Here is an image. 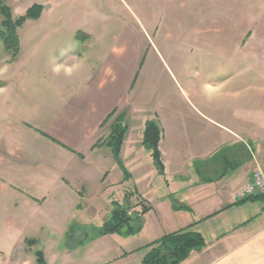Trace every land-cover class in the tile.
I'll list each match as a JSON object with an SVG mask.
<instances>
[{"label":"crops","instance_id":"0c3cea01","mask_svg":"<svg viewBox=\"0 0 264 264\" xmlns=\"http://www.w3.org/2000/svg\"><path fill=\"white\" fill-rule=\"evenodd\" d=\"M54 9L50 0L44 3L41 16L32 20L38 22L30 35L36 42L25 49L21 40L16 58L7 50V68L1 70L0 116L6 119L0 123L6 121V128L0 133V264H141L151 241H137L148 235L149 215L154 229L196 223L205 238L210 233L205 247L180 264H264V210L257 214L253 207L264 194L244 202L238 197L255 164L264 163V153L251 147L254 138L239 140L238 133H263L264 120L251 119L228 135L211 128L215 136L206 142L204 127L186 124L180 110L140 107L132 93L138 64L126 56L125 45H114L112 54L103 45L90 51L93 34L75 26L76 15ZM258 112L264 115V109ZM121 113L128 131L120 159L136 180L135 190L124 189L123 200L114 196L125 171L109 146H95ZM149 120L164 131L163 174L143 144ZM141 180L148 181L147 190ZM142 201L151 209L141 216V230L99 234L109 212L121 205L139 214ZM225 220L226 230L211 231Z\"/></svg>","mask_w":264,"mask_h":264},{"label":"rangeland","instance_id":"374dc122","mask_svg":"<svg viewBox=\"0 0 264 264\" xmlns=\"http://www.w3.org/2000/svg\"><path fill=\"white\" fill-rule=\"evenodd\" d=\"M47 1L5 0L15 17L24 15L34 4L44 5ZM50 1L56 12L76 15L75 26L93 34L88 42L91 50H88L93 52L103 45L112 54L114 45H125L126 56L132 59L135 66L138 64L136 86L132 93L140 107L143 105L161 113L167 109L180 110L184 113L186 124L194 127L199 122L204 127L205 131L200 134L205 136L206 142L215 136L210 132L211 128L215 132L222 128L223 134L228 135L230 128L249 124L251 119L254 124L264 120V115L258 112L264 109L262 0ZM37 28L38 22L27 20L19 29L20 44L22 40L25 49L33 42L32 39L36 42L37 36L30 35ZM78 48H83L82 43L78 44ZM8 55L0 39V78L3 81L5 74H1V70L7 68ZM0 119L5 120L6 117L0 116ZM4 122L0 123V133L6 128ZM9 122L16 123L13 119ZM190 134L193 135V131ZM261 134L264 135V132H239L238 139L253 137L250 138L253 142L251 147L256 148L253 151L264 153V137ZM21 145L23 151H29L26 143ZM189 149L192 151L193 147ZM148 158L151 159V156ZM149 170L147 162L144 167L147 177H150ZM128 173L127 168L125 174L121 173L126 181L120 183L121 192H116V199L123 200L124 189H136V180ZM141 183L145 190L149 188L148 181L141 180ZM146 193L149 194V191ZM173 198L176 199V196ZM263 201L253 205L257 214L264 210ZM244 211L241 210L242 216L246 215ZM148 222V235L138 239L139 245L152 242L154 236L157 238L186 228V223H180V227L168 223L161 229H154L155 219L150 215ZM225 222L227 224L218 225L211 231L222 233L230 224L229 220ZM209 239L210 233L205 240ZM125 248L129 249L130 245Z\"/></svg>","mask_w":264,"mask_h":264},{"label":"trees","instance_id":"16d2710c","mask_svg":"<svg viewBox=\"0 0 264 264\" xmlns=\"http://www.w3.org/2000/svg\"><path fill=\"white\" fill-rule=\"evenodd\" d=\"M44 10V5L34 4L24 15L15 17L12 8L5 2L0 0V39L3 40L6 49L11 52L13 58H16L20 53V36L19 29L27 22V20L38 19ZM80 32L77 36H79ZM116 110L107 119L110 120ZM123 113L116 116L112 123L111 133L107 138H101L97 145L109 146L119 166L125 171L126 168L120 159L121 148L128 131V125L125 123ZM164 136V131L160 125L149 120L145 125L143 144L152 151V157L155 166L159 172H165V165L162 160L160 142ZM129 174V173H128ZM262 195L249 196L241 199L239 202H244L248 199L260 198ZM264 196V195H263ZM129 197V196H128ZM142 212L139 214H130L127 207L117 206L112 213L111 219L106 222L99 234L108 233H126L133 234L141 230L142 214L150 211L151 207L142 201ZM192 224L186 228L170 232L162 237L153 240L145 247L148 249L141 264H180L185 261L195 250H201L205 247L206 240L204 235L196 230ZM39 254V260L42 261V255Z\"/></svg>","mask_w":264,"mask_h":264},{"label":"built area","instance_id":"2783aa9c","mask_svg":"<svg viewBox=\"0 0 264 264\" xmlns=\"http://www.w3.org/2000/svg\"><path fill=\"white\" fill-rule=\"evenodd\" d=\"M264 194V163L258 162L252 171L251 181L239 191L240 199Z\"/></svg>","mask_w":264,"mask_h":264}]
</instances>
